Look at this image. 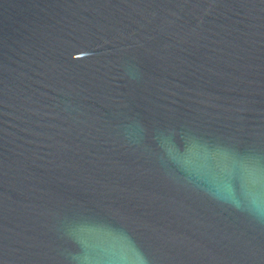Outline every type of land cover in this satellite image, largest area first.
Segmentation results:
<instances>
[{
	"label": "water",
	"instance_id": "obj_1",
	"mask_svg": "<svg viewBox=\"0 0 264 264\" xmlns=\"http://www.w3.org/2000/svg\"><path fill=\"white\" fill-rule=\"evenodd\" d=\"M0 264H264V0H0Z\"/></svg>",
	"mask_w": 264,
	"mask_h": 264
}]
</instances>
